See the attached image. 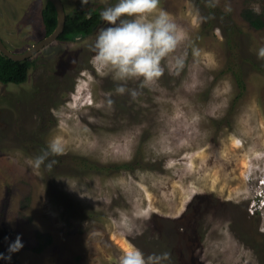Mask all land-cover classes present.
<instances>
[{
    "label": "rangeland",
    "instance_id": "374dc122",
    "mask_svg": "<svg viewBox=\"0 0 264 264\" xmlns=\"http://www.w3.org/2000/svg\"><path fill=\"white\" fill-rule=\"evenodd\" d=\"M63 2L72 13L117 0ZM45 4L0 0L11 48L44 37ZM160 7L185 39L155 84L114 80L92 62L105 22L47 46L26 82L0 84V253L17 235L24 245L0 264H119L129 246L169 252L165 264H264V27L242 16L264 13V0ZM231 67L245 83L240 96ZM54 137L65 152L53 169L31 168Z\"/></svg>",
    "mask_w": 264,
    "mask_h": 264
},
{
    "label": "clouds",
    "instance_id": "9594fccd",
    "mask_svg": "<svg viewBox=\"0 0 264 264\" xmlns=\"http://www.w3.org/2000/svg\"><path fill=\"white\" fill-rule=\"evenodd\" d=\"M89 2L81 0L82 5ZM160 4L161 0H117L113 6L104 8L99 15L107 26L98 30L89 45L94 53L92 62L101 69H108L114 80H140L143 87L155 84L164 73L162 60L185 39L172 15ZM193 54L198 55V52L194 50ZM256 54L258 59L264 60V46L259 47ZM183 64V58L176 59L177 69ZM116 91L122 94L125 87L120 85ZM64 152L65 145L54 137L40 155L29 159V166L33 169L43 166L51 171L57 163L55 157ZM23 247L22 238L17 235L8 245V254L0 253V260L11 261L12 254ZM169 258V252L145 254L141 249L129 246L122 252L119 264H165Z\"/></svg>",
    "mask_w": 264,
    "mask_h": 264
},
{
    "label": "trees",
    "instance_id": "16d2710c",
    "mask_svg": "<svg viewBox=\"0 0 264 264\" xmlns=\"http://www.w3.org/2000/svg\"><path fill=\"white\" fill-rule=\"evenodd\" d=\"M91 17L87 18V12L76 9L72 14L67 15V22L63 33L59 37V41H76L84 39L92 34L93 28L100 21V13L96 10L90 11ZM244 19L255 29H262L264 27V13H257L254 9L246 8L242 12ZM43 23L45 26L46 34L50 35L57 26V11L51 1H48L42 11ZM29 61L17 62L14 61L0 52V80L4 83L21 84L28 80L29 70L31 67ZM233 73L240 89L239 96L242 95L245 89V83L239 71L233 67L229 68ZM94 168L98 170H105V167L94 164ZM39 239L42 236H38ZM201 239V238H200ZM199 239V240H200ZM39 246L36 248L41 251L44 244L39 240Z\"/></svg>",
    "mask_w": 264,
    "mask_h": 264
},
{
    "label": "water",
    "instance_id": "95a60500",
    "mask_svg": "<svg viewBox=\"0 0 264 264\" xmlns=\"http://www.w3.org/2000/svg\"><path fill=\"white\" fill-rule=\"evenodd\" d=\"M49 1L53 3L57 11V26L55 30L50 35L46 36L41 41H39L38 43L30 47L27 51L21 54H13L12 52H10L0 37V52L3 55L15 61L26 60L28 58L33 57L37 52L42 50L47 45L58 40V38L65 29L67 13L65 11L62 0H49Z\"/></svg>",
    "mask_w": 264,
    "mask_h": 264
},
{
    "label": "flooded vegetation",
    "instance_id": "af4514ba",
    "mask_svg": "<svg viewBox=\"0 0 264 264\" xmlns=\"http://www.w3.org/2000/svg\"><path fill=\"white\" fill-rule=\"evenodd\" d=\"M49 0H46V4H47V2H48ZM62 2H63V0H62ZM46 4H45V6H46ZM63 5H64V2H63ZM55 7V6H54ZM45 8V7H44ZM43 8V9H44ZM64 8H65V6H64ZM80 10H82V11H86L87 12V18H89V17H91V14H90V11L91 10H96V11H98L99 13L101 12V10L100 9H95V8H79ZM43 11V10H42ZM65 11H66V9H65ZM75 11V10H74ZM73 11V12H74ZM72 12V13H73ZM67 13V12H66ZM72 13H67V15H69V14H72ZM41 15H42V12H41ZM42 20H43V17H42ZM66 22H67V20H66ZM104 22L100 19V21H99V23L93 28V30H92V33L94 32V31H96V29L100 26V25H102ZM44 24V23H43ZM46 36H48L47 34H46V30H45V26H44V37L43 38H45ZM0 37H1V39L3 40V42H4V44H5V46L8 48V50L10 51V52H12L13 54H21V53H24L25 51H27L30 47H32L33 45H35V44H32L31 46H29L28 48H27V50H24V51H18V50H16V49H13V48H11L10 47V45L8 44V43H6V41L4 40V38L2 37V34L0 33ZM43 38H41L39 41H41ZM58 40H59V38H58ZM58 40H56V41H58ZM38 41V42H39ZM37 42V43H38ZM52 44V43H51ZM50 45V44H49ZM49 45H47V46H49ZM46 46V47H47ZM46 47H44L42 50H44ZM42 50H40L39 52H37L33 57H31V58H28V59H26V60H22V61H17V62H24V61H29L31 64L33 63L31 60L37 55V54H39ZM15 61V60H14ZM33 65H31V67H32ZM31 67H30V69H31ZM29 72H30V70H29ZM0 84H2V85H8L7 83H4V82H2L1 80H0ZM10 84V83H9ZM22 84V83H21ZM18 85H20V84H18ZM250 217V216H249ZM259 230V232L263 235V237H264V229L263 228H259L258 229ZM252 247L254 248V245H252ZM252 248V249H253Z\"/></svg>",
    "mask_w": 264,
    "mask_h": 264
}]
</instances>
